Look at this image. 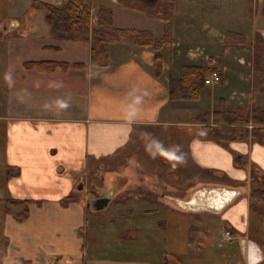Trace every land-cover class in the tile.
Returning <instances> with one entry per match:
<instances>
[{
	"label": "crops",
	"instance_id": "obj_1",
	"mask_svg": "<svg viewBox=\"0 0 264 264\" xmlns=\"http://www.w3.org/2000/svg\"><path fill=\"white\" fill-rule=\"evenodd\" d=\"M33 1L0 0V264H264V201L251 197L264 191V145L252 137L217 141L196 116L177 122L187 102L202 100L212 84L199 100L170 99V78L180 79L184 65L221 67L209 61L215 46L225 58L229 52L224 39L215 45L216 31L243 30L216 28L199 11L202 0L177 1L173 42L160 50L163 70L156 77L152 46L112 43L109 65L95 66L91 44L52 37L45 11ZM39 1L60 7L67 0ZM100 5L113 10L116 27L163 36V19L120 0H93L92 27ZM187 7L190 17L181 12ZM248 20L247 35L264 37L260 10ZM37 61L68 66L25 65ZM228 67L220 85L229 81ZM172 126L189 132L173 135ZM126 151L141 154L146 187L140 171L129 170L119 189L123 172L111 169L108 208L90 209L83 179H103L105 165ZM158 157L159 170L147 172ZM8 167L18 174L7 181ZM156 177L157 197L150 183ZM5 198L30 200L28 218L4 213Z\"/></svg>",
	"mask_w": 264,
	"mask_h": 264
},
{
	"label": "trees",
	"instance_id": "obj_2",
	"mask_svg": "<svg viewBox=\"0 0 264 264\" xmlns=\"http://www.w3.org/2000/svg\"><path fill=\"white\" fill-rule=\"evenodd\" d=\"M177 1L181 0H120V4L127 8L140 10L149 17L163 19V36L158 39L150 30L135 28H119L114 24L113 10L100 5L97 12V25L92 27L91 11L93 0H67L58 7L51 3L34 0L33 4L45 11V20L50 26L52 37L60 40L89 42L91 44V62L98 67H106L110 63L109 47L115 42H132L140 46H152L155 50L154 74L159 77L163 70V57L160 52L165 44L173 42L174 10ZM252 2V0H250ZM252 3L250 16L252 17ZM264 16V5L261 11ZM245 35L235 31H228L224 38V48L229 45L238 49L246 47ZM252 86L254 91L264 95V37L256 33L252 43ZM223 62V61H222ZM221 67L210 68L197 65H184L180 79H170L171 100L200 99L205 80L210 73L218 72L223 80V63ZM27 67L42 71H51L57 67L66 68L68 64L53 61H37L25 63ZM196 123L206 125L217 141L245 140L252 137L256 142L264 145V108L253 106L251 112L246 107L234 110L227 108L226 100H219V108L196 115ZM18 174V169L8 167L6 180ZM253 200L264 201V191L255 189L251 195ZM73 195L65 197L62 202L68 204ZM30 200L5 198L3 212L10 214L17 221H24L30 214Z\"/></svg>",
	"mask_w": 264,
	"mask_h": 264
},
{
	"label": "rangeland",
	"instance_id": "obj_3",
	"mask_svg": "<svg viewBox=\"0 0 264 264\" xmlns=\"http://www.w3.org/2000/svg\"><path fill=\"white\" fill-rule=\"evenodd\" d=\"M187 1H192V0H187ZM251 3L253 6L252 7L253 8L252 17L250 16ZM200 4H201V8L199 9V11H201L202 13H206L207 16L208 15L211 16L212 21L214 25L216 26V28L218 29L224 28L225 30L227 28H231V29L241 28V30L243 31H238V30H229V31H235V32H239L245 35L247 38V44H246V47L243 49H238L236 46L229 45L228 47L225 48L229 51L228 55L226 54L227 55L226 58L223 54V49L220 51L219 48H217V46H215V48L212 49V51L209 53L211 54V56L209 57L210 63H212L213 60L215 59L217 61L216 62L217 65L218 64L220 65L222 61H223L222 62L223 64L224 63L227 64L229 66L228 67L229 81L225 85L214 83L210 86H207V88L205 86L207 90V94L205 95V97L202 100H199L197 103L191 104L190 102H187V105H186L187 107H185L186 109H183L180 111L179 113L180 116L177 117L178 118L177 122L186 123L189 120H191L193 117H195L198 114V112L205 113L207 110L209 111H212L214 109L216 110L217 108H219V100H220L219 97L220 96H224L228 98L230 110H234L237 107H246L251 112V110L253 109V106L260 105L259 107H261L264 105V95L259 92L254 91L253 86H252V73H253L252 43L254 42L256 33L253 35V37L247 35L250 33V28L253 27V23L251 22L249 24L248 19L252 20L254 18V13L259 12V10H260V13H262L261 11L264 5V0H252V2L250 0H202V2L200 1ZM189 11H190L189 7H187L186 9L185 8L181 9V12H187L188 14L186 15L187 17H190ZM247 12H248V16H247ZM226 32H228V30L225 31L223 35L220 34V31L215 32V37H214L215 45H220L219 43L221 39L223 42V39L225 38L224 35L226 34ZM248 37L250 38L251 41H249ZM196 40L199 41L200 43L202 42L201 38H196ZM223 45H224V42H223ZM225 49H224V52H225ZM198 52L200 51L198 50ZM239 59H242L243 61L242 64H240L241 62L239 63ZM241 75L243 76L242 81L239 78V76ZM235 91H238V92L244 91L245 93L233 94V92ZM180 129H184L187 132H189L188 129L181 127V126L167 127V132L168 133L170 132L173 135L179 136L181 134ZM208 132L210 135H213V133L209 129H208ZM149 135L152 137L153 133L150 132ZM147 144L149 143L147 142L145 146H147ZM158 145L160 144L159 143L155 144V147L157 148ZM138 155H141V154H138ZM138 155L137 153H132V152L128 153V151H126V153L120 155L118 158L113 159L112 161H109V163L105 165L104 168L106 170L103 173L105 174L103 179L100 177H96V178L90 177L91 179L89 181L86 178L83 179V184H82L81 189H84V187H86L87 190L89 191L88 201H90L91 197L93 196L102 195L107 192L108 193L111 192L112 195H114L113 194L114 193L113 191L114 189L113 180L114 179L111 180L112 178H110V174L112 172L109 174L111 169H117L118 171L123 172L121 174L124 176V178L122 180L116 179L118 182L116 184L119 189H121V187L123 186L125 187V177H126L125 174L129 170L133 171L134 173L137 171H140L137 177L141 178V183L143 185L142 187L145 188L146 186L143 184L142 178L143 177L148 178V176L145 170H143L144 168L143 167L140 168V166H142V163H141V160L140 162H138L139 161L137 157ZM168 157L169 156L166 153V159L164 158L165 161L163 158H161L162 162L166 163L169 159ZM159 167H160V159L158 157L155 160L154 165L152 164L150 168L147 167V172H153V173L157 172L159 170ZM155 174L156 173H154V175ZM0 182H1V179H0ZM150 183L153 188H151L150 185H147V187H150L151 189H153L156 193V194L154 193V196L157 197L158 196L157 192L159 190L157 177L155 181L151 180ZM120 196L121 194L118 193L115 199L116 200L119 199Z\"/></svg>",
	"mask_w": 264,
	"mask_h": 264
},
{
	"label": "water",
	"instance_id": "obj_4",
	"mask_svg": "<svg viewBox=\"0 0 264 264\" xmlns=\"http://www.w3.org/2000/svg\"><path fill=\"white\" fill-rule=\"evenodd\" d=\"M112 196H113L112 193L109 192L107 195L104 196V198L100 199L101 203L99 205H96L94 208H91V209L92 210H104L108 208V205L111 202Z\"/></svg>",
	"mask_w": 264,
	"mask_h": 264
},
{
	"label": "built area",
	"instance_id": "obj_5",
	"mask_svg": "<svg viewBox=\"0 0 264 264\" xmlns=\"http://www.w3.org/2000/svg\"><path fill=\"white\" fill-rule=\"evenodd\" d=\"M219 82H220V76H219V74L217 72H214L210 77H208L205 80L206 84L219 83ZM224 236L227 237V238H231V231L226 230L224 232Z\"/></svg>",
	"mask_w": 264,
	"mask_h": 264
},
{
	"label": "flooded vegetation",
	"instance_id": "obj_6",
	"mask_svg": "<svg viewBox=\"0 0 264 264\" xmlns=\"http://www.w3.org/2000/svg\"><path fill=\"white\" fill-rule=\"evenodd\" d=\"M107 194H108V192L105 194H102V195H96V196L91 197V199L89 201V206L91 208H94L96 205H99L101 203L100 199L104 198V196Z\"/></svg>",
	"mask_w": 264,
	"mask_h": 264
}]
</instances>
